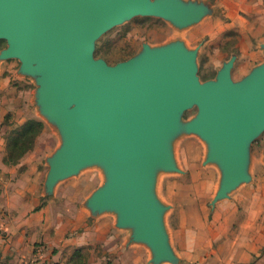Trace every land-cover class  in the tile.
<instances>
[{
  "label": "water",
  "instance_id": "obj_1",
  "mask_svg": "<svg viewBox=\"0 0 264 264\" xmlns=\"http://www.w3.org/2000/svg\"><path fill=\"white\" fill-rule=\"evenodd\" d=\"M206 13L188 0H0V39L9 43L3 56L19 57L23 72L38 75L39 112L63 140L48 159L45 194L102 164L108 180L86 207L92 215L116 210L154 264H188L169 242L152 188L156 167L176 169L167 137L197 105L200 115L188 128L211 143L208 161L223 171L216 200L227 197L249 179L246 145L264 129V65L241 85L231 79V62L217 81L201 83L194 51L182 45L145 46L139 57L111 66L94 57L93 44L133 16L189 25Z\"/></svg>",
  "mask_w": 264,
  "mask_h": 264
},
{
  "label": "rangeland",
  "instance_id": "obj_2",
  "mask_svg": "<svg viewBox=\"0 0 264 264\" xmlns=\"http://www.w3.org/2000/svg\"><path fill=\"white\" fill-rule=\"evenodd\" d=\"M188 1L205 6L207 13L199 21L179 25L155 15L127 18L95 39L94 57L114 66L139 57L145 46L157 49L182 45L186 50L194 51L196 74L201 83L217 81L219 73L230 62L233 83H245L264 65V12L256 7L257 0ZM8 46L6 39H0V162L4 161L7 153L10 133L30 119L43 118L48 128L43 130L38 140L39 153L34 155L29 151L24 157L39 160V171L44 177L50 169L48 159L51 155L44 161L49 147L56 144V151L63 140L57 127L39 112L38 75L23 72L19 57L3 56ZM199 115L197 105L182 112L178 129L167 137L176 169L156 167L152 187L156 200L163 206L161 222L170 244L174 250L188 252L191 259L198 260L203 255L214 256L218 251L225 256L231 255L233 238L242 231L254 229L256 219L264 216V129L246 145L249 179L243 180L227 197L216 200L222 186L223 171L217 162L208 161L211 143L188 128ZM20 172L24 173L25 169ZM2 174L11 176V172L0 167V180H3L0 187L5 189L14 179L10 176L2 179ZM107 180L105 167L94 163L59 184L64 198L57 200L56 223L53 225H58V231H65L66 235L56 237L57 230L53 228L51 236L58 244L51 246V250L54 254L60 253L63 264H71L76 250L84 253L87 264L90 260L97 263V258L103 257L104 264H112L120 247L135 243L134 229L120 226L116 210L92 215L86 207L87 200ZM53 195L42 197L40 204L31 210H40ZM73 196L79 198L78 206L71 200ZM96 221L103 224L100 231L97 228L79 237ZM76 225L80 226V231L76 230ZM6 235L4 232L3 238Z\"/></svg>",
  "mask_w": 264,
  "mask_h": 264
},
{
  "label": "crops",
  "instance_id": "obj_3",
  "mask_svg": "<svg viewBox=\"0 0 264 264\" xmlns=\"http://www.w3.org/2000/svg\"><path fill=\"white\" fill-rule=\"evenodd\" d=\"M257 6L260 12H264V0H257ZM39 120L44 123V129L48 128L43 118H39ZM41 134L30 151L34 155L39 153L38 140ZM56 148V144L49 147L44 161L55 152ZM44 161L42 163L45 165ZM38 162L39 160L36 158H25L24 156L16 165H6L3 160L0 162V167L5 172H11V176L2 174L1 178L7 179L10 176L14 179L10 178L11 181L5 186V189L0 187V264H27L29 262L31 264H58V262L63 264V257L60 253L54 254L51 250V246L58 244L52 239V229L57 230L56 237L61 235L65 237L66 235L65 231H58V225H53L57 200L64 198L63 191L60 189L62 185L56 186L54 195L47 205L34 212V206L40 204V200L46 195L44 185L47 174L43 177V172L39 171ZM23 169L25 172L21 173L20 171ZM2 181L0 180V183ZM41 183L42 186H40ZM71 200L76 202L74 203L76 206L79 205V198L73 196ZM99 222L96 221L94 226L85 228V232L79 234V237L90 234L97 228L100 231L103 224H99ZM254 226V229L248 232L242 231L238 237L233 238L232 254L228 256L222 255L218 251L214 256L212 254L203 255L198 260L191 259L188 252L175 251L180 259L186 260L187 262H183L188 264H195L194 262L197 264H264V216L257 218ZM76 230L80 231L79 225H76ZM4 232L7 233L6 238L2 236ZM120 249L112 264H154L150 262L152 258L150 250L146 249L143 244L134 243L131 246L120 247ZM90 264H104V257L97 258V263L90 260ZM160 264L172 263L162 262Z\"/></svg>",
  "mask_w": 264,
  "mask_h": 264
},
{
  "label": "trees",
  "instance_id": "obj_4",
  "mask_svg": "<svg viewBox=\"0 0 264 264\" xmlns=\"http://www.w3.org/2000/svg\"><path fill=\"white\" fill-rule=\"evenodd\" d=\"M43 129L44 123L42 121L30 119L22 127L11 132L7 139V153L4 157V163L9 166L18 164L23 156L34 148ZM85 259L84 253L81 250H76L71 259V264H87Z\"/></svg>",
  "mask_w": 264,
  "mask_h": 264
}]
</instances>
